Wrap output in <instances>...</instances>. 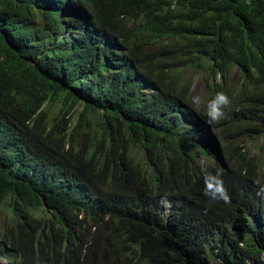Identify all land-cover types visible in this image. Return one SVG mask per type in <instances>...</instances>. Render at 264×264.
<instances>
[{"label":"trees","instance_id":"1","mask_svg":"<svg viewBox=\"0 0 264 264\" xmlns=\"http://www.w3.org/2000/svg\"><path fill=\"white\" fill-rule=\"evenodd\" d=\"M71 1L120 49L121 69L55 34ZM234 66L252 71L253 85L264 82V0H0V210L9 208L0 256L10 264H264L260 201L230 171L222 200L189 175L187 204L158 217L146 204L171 193L185 168L177 157L189 146L165 118L180 100L178 69ZM166 175L175 180L159 183ZM67 177L101 202L90 204Z\"/></svg>","mask_w":264,"mask_h":264},{"label":"clouds","instance_id":"2","mask_svg":"<svg viewBox=\"0 0 264 264\" xmlns=\"http://www.w3.org/2000/svg\"><path fill=\"white\" fill-rule=\"evenodd\" d=\"M71 3V6L60 8L57 16L61 29L55 34L93 50L95 61L104 60L114 69H121L123 64L119 59L123 56H120V49L110 41L109 36L99 34L84 5L77 1ZM95 42L98 43L91 45ZM227 68L229 70L225 74L202 70L200 79L204 89L199 99L191 92V81L177 85L181 101H171L165 118L174 122L176 132L173 136L188 145L189 150L177 157L185 165L181 178L175 180L172 175H166L158 181L164 183L175 180L171 193L161 192L159 200L153 204L146 200V204L159 207V211L152 216L158 217L175 202L185 205L190 201L182 191L189 175L200 178L205 186L215 188L222 200V195L227 194L229 183L225 184V189L221 175L228 171L234 174L238 183L254 191L264 216V152L261 157L252 152L253 143L258 140L250 137L251 131L264 132L263 108L259 104L264 82L253 85L249 78L252 71L247 72L237 66ZM183 86H186L187 92L182 91ZM141 89L148 91L151 86L145 83ZM240 134L244 138L240 139ZM255 149H264V143H256ZM240 150L245 151V156L231 157ZM67 179L72 189L90 204L101 202L85 182L74 177ZM18 249L22 251L20 247ZM18 259L22 261L21 257ZM0 264H10V261L1 255Z\"/></svg>","mask_w":264,"mask_h":264},{"label":"rangeland","instance_id":"3","mask_svg":"<svg viewBox=\"0 0 264 264\" xmlns=\"http://www.w3.org/2000/svg\"><path fill=\"white\" fill-rule=\"evenodd\" d=\"M192 77V78H191ZM176 78L178 80V84L181 86L183 84V82L189 83L191 81V92L193 94L194 97H196L197 99H199L200 97V93L201 91H203L204 89V85L200 79V73H195L193 76H191V71L186 69L184 67H180L177 71V75ZM222 128H226V126H223ZM238 137L240 139L244 138V135H238ZM250 137L253 139H257L258 141L253 143V147H252V152H254V154L258 157H261L264 149H255V145L256 143H264V132L263 131H251L250 132ZM139 151V150H138ZM7 203L2 205V209L0 210V228H2V226L4 225L3 222L5 221V219L7 218ZM9 210V209H8ZM4 261V260H2Z\"/></svg>","mask_w":264,"mask_h":264}]
</instances>
